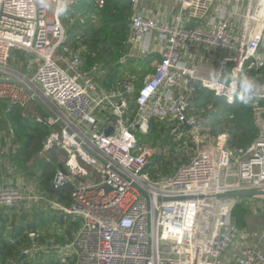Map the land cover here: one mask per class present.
Here are the masks:
<instances>
[{
	"label": "built area",
	"instance_id": "1",
	"mask_svg": "<svg viewBox=\"0 0 264 264\" xmlns=\"http://www.w3.org/2000/svg\"><path fill=\"white\" fill-rule=\"evenodd\" d=\"M73 1L0 0V73L15 49L33 58L35 73L21 82L55 114L35 117L51 128L42 151L65 154L51 187L72 188L65 206L33 185L27 193L2 185L0 208L46 201L80 218L74 239L64 247L73 252L74 264H264V249L256 247L226 256L240 230L231 223L225 195L264 191V128L245 151L234 152L224 132L209 142L189 115L200 90L232 105V80L251 72L260 86L252 109L254 114L264 109L259 106L264 100V0H173L169 19L135 10L128 22L130 49L117 64L138 55L156 57L134 95L132 113L127 97L134 93V75L125 73L116 89L101 90L93 78L99 68L83 71L77 56L68 57L58 9ZM94 1L98 8L104 4ZM129 1L139 6L140 0ZM201 60L214 67L205 70ZM0 99L24 106L32 97L0 77ZM155 119L178 125L172 131L191 134L196 147L188 161L157 178L146 170L155 149L139 140ZM99 124L101 130H94ZM109 127L112 132L105 134Z\"/></svg>",
	"mask_w": 264,
	"mask_h": 264
},
{
	"label": "trees",
	"instance_id": "2",
	"mask_svg": "<svg viewBox=\"0 0 264 264\" xmlns=\"http://www.w3.org/2000/svg\"><path fill=\"white\" fill-rule=\"evenodd\" d=\"M128 6V0H104L101 8L96 6L94 0H74L72 5H68L62 13L60 12L61 21L66 30V45L72 54L80 55V69L90 71L93 66H99L97 67L99 75H107L105 85H109L120 77V75L117 76L119 74L117 60L126 50L127 19L130 13ZM107 68H110L109 71L106 70ZM194 102L195 108L189 111V115L199 118L200 111H207L209 116L203 127L209 128L212 133L218 131L220 126L223 127L228 135L227 146L232 151H245L257 138L258 128L255 125L252 104L245 107L235 100L232 105H228L222 98L216 97L207 90H200ZM259 106L264 107V100L259 101ZM12 108L15 112L18 133L20 128L25 126L28 130L27 134L22 131V134H18L21 147L15 154L18 166L26 170V164L41 150L42 142L50 130L45 124L35 120L26 121L21 117V110L17 111L16 106ZM16 113H18L17 118ZM230 113L233 115L232 118L229 117ZM226 115L231 121L220 122L219 119ZM204 117L206 118V115ZM173 128L172 125L169 126L166 122H159L157 119L151 122L147 141L153 147L159 145L162 148V153L153 154L146 168L153 178L170 174L180 164L173 165L171 168L173 159L177 160L174 154L179 147L175 141L168 140L167 135L163 136L166 129L169 132ZM167 147L169 150L164 152ZM165 155L169 158H164ZM56 169L54 162H39L37 172L28 170L25 173L36 177L40 192H44L48 198L69 206L71 186L67 184L57 190L51 187V180ZM17 208V206L0 208V264H74V254L68 255L62 261L59 254H45L41 249L33 253L32 257L22 256V252L31 249L35 241L44 242L45 236L36 234L39 229L47 228L49 223L46 219L58 221L56 226L64 230L66 239L62 233H57L55 241L65 246L74 239L81 225L80 218L51 207L41 211L40 217L34 216L30 219L27 213H17Z\"/></svg>",
	"mask_w": 264,
	"mask_h": 264
},
{
	"label": "crops",
	"instance_id": "3",
	"mask_svg": "<svg viewBox=\"0 0 264 264\" xmlns=\"http://www.w3.org/2000/svg\"><path fill=\"white\" fill-rule=\"evenodd\" d=\"M128 3H129L128 7L130 8V13L127 19V36L125 40L126 50L124 51L123 55L126 54L130 49L128 46V38L130 35L128 22L130 16L135 10L140 11L143 14L147 13L149 15H153L156 17H163L165 19H169L172 9L176 7V4L174 3L173 0H157V1L140 0L139 6L136 7H134V5H132L129 0ZM70 56H77L81 62V58L78 53L72 54L71 52H69L68 57ZM137 57H139V55ZM154 57H156L155 53L143 58V65L139 69L140 71L139 75H136L135 72L133 73L131 71L130 72L125 71L122 73V76H124L126 72H128L129 74L132 73V75L136 76L134 80V91H133L134 93L128 95L127 99L131 100L133 97L134 100V95L136 91L142 86L144 77L147 74L152 73L153 63L150 60L153 59ZM32 61L33 58L25 51L16 50V49L13 50L11 53V57L6 64V69L0 73L1 80L10 82L12 80L22 81V79L24 78L26 79L31 78L34 75L37 66ZM201 64L205 70H210L211 68L214 67L213 65H211V62H206L204 60H201ZM61 65L63 66V63H61ZM93 67H99V66L96 65ZM94 72L95 73L93 78L97 83V86L101 88V90L111 91L116 89L119 85L120 79L122 78V76L120 75V77L115 79L114 82L110 83L109 85H105L106 77H104L103 75H99V71L97 70H95ZM12 106H16L17 111L18 109L21 110V117H23L28 122L35 120V117L37 116L49 115L33 99H30L24 106L12 104L7 100L0 99V186L11 184L16 186L22 192L27 193L28 185H33L37 192L44 193V192H40L41 190L37 186L36 177L27 175L25 172H27L28 170L33 171L30 169V163L37 157H40L39 158L41 159L40 162H54L56 164V167L59 168V165H62V162L65 159V154L63 151L59 149L54 150L53 152L46 153L43 152L41 148V150L36 154H34V156L31 157V160L26 164V170L20 168L15 160L16 151L19 150V148L21 147V140L18 139V134H22L21 131L27 134L28 130H27V126H25L20 128V133H18V129H17L18 125H16L15 123V115H14L15 112ZM129 107L131 111L130 113H132L135 108L134 103L133 106H129ZM252 113L253 116H255L254 111ZM17 116L18 113H16V118ZM167 124L173 125L175 127L178 126L176 124H171V123H167ZM256 124L257 123H255V125ZM257 126L258 125H256V127ZM46 127L48 130H51V128H49L48 126ZM179 128L181 127L179 126ZM257 128L259 133V127ZM199 132H203V130L200 128ZM42 146H43V142H42ZM36 170H37V166L34 172H37ZM255 198L264 199L263 197L260 196L237 198L238 202L241 204V208L240 211L236 210V217L233 218L231 213L230 220L231 223L235 224L239 228L240 234L237 240L226 251L227 257L240 255L242 249L245 247H256L257 249H264V220L261 221L259 224H257L256 227L253 229L249 226L247 220L243 219L242 217V213L245 212V209L247 210L248 208H250L253 210L252 207L248 205L246 206V204L248 202L249 203L254 202ZM241 200H243V202H241ZM242 206H244L245 208ZM261 213H264V208L263 211H261Z\"/></svg>",
	"mask_w": 264,
	"mask_h": 264
},
{
	"label": "rangeland",
	"instance_id": "4",
	"mask_svg": "<svg viewBox=\"0 0 264 264\" xmlns=\"http://www.w3.org/2000/svg\"><path fill=\"white\" fill-rule=\"evenodd\" d=\"M47 10H48V13L51 14V12H52V4L51 3L48 4ZM142 65H143V57L142 56H139L138 58H130L127 60V62L124 65H118L119 74L117 76L121 75L125 71H128V72L131 71L133 73L135 72L136 75H139L140 74L139 69ZM109 69L110 68H107L106 70L109 71ZM128 72H126V73H128ZM130 74H132V73H130ZM103 76L105 77L107 75H103ZM123 77L124 76H122V78ZM135 78H136V76H135ZM133 101H134L133 97L131 100L129 99V103H130L129 105L130 106H133V103H134ZM129 111H130V109H129ZM28 113H29V111H28ZM205 115H206V118L204 117ZM208 116H209V113L207 111H200L199 118H196L197 121L199 122V129L201 128L203 130V132H200V135H202V136L204 135L206 140L208 139L209 142H211V141L213 142L215 140L216 135L219 132H224L227 135V132L221 126H220L218 131L213 132V133L211 132V130H209V128L203 127L204 123H206V121L208 119ZM254 117H255L254 118L255 123H257L256 125H258L257 127L264 128V109H262V111H259L257 114H255ZM219 120L222 123H224L225 121L226 122L231 121V119H229L227 115L225 117H222ZM220 125H222V124H220ZM169 126H171V125H169ZM101 128H102V125L99 124L94 128V130L100 131ZM177 133H178L177 131L173 132L171 130L169 132H167V129L165 130V133H163V136L167 135V137H169L168 140H171L173 142L175 141L177 144V147H179L176 150L177 153L174 154L175 157H177V160L173 159V161H172L173 163L171 165V168H173V165L176 166V164H178V163L188 161L196 149V147L194 146L195 144L192 141L191 134H189V136L187 134V135H185V137H180ZM227 137H228V135H227ZM139 140L141 142L148 143V141H147L148 135H139ZM154 149H155L156 153H158V154L162 153V148H160L159 145L155 146ZM168 150H169V148L167 147L164 149V152L168 151ZM39 158L40 157L35 158L30 163V169L31 170L34 171L36 169L37 164L41 161V159H39ZM164 158H169V157H168V155H165ZM49 199H51V198L49 197ZM51 200H53V199H51ZM241 202H243V200H241ZM247 205L252 207L253 210L250 208H248L247 210L245 209V212L242 213V217H243V219L247 220L249 226L254 229L257 224H259L261 221L264 220V213H261V211H263V208H264V199L255 198L254 202H251V203L248 202L246 204V206ZM17 207H18L17 208L18 210L16 211L17 213H22V212L27 213V215L29 216L30 219L34 218V216L40 217L41 211L48 210L51 208L50 204L46 201L19 204ZM242 207H244V206H242ZM240 208H241V204L238 202V199H237L236 204L232 210L233 218L236 217V210L240 211ZM22 209H24V211ZM46 222L49 223L47 225V228L46 229L45 228L39 229L37 231V234H36L37 236L38 235L45 236L44 242L43 241L42 242L35 241L36 243H34L32 245L33 247L31 249L24 250L22 252L23 253L22 255L23 256L28 255V257H32L33 253H36L37 250L41 249L42 251H44L45 254H47V253L48 254H51V253L52 254H59L58 256L63 261L68 255L73 254L72 251H69V252L65 251L64 250L65 246H61L60 243H56V241H55V236L57 235V233H62L63 237H65L64 230L62 228L56 226V224H58L57 220L46 219ZM30 237H33V236H30ZM65 239H66V237H65ZM47 246H49V247H47Z\"/></svg>",
	"mask_w": 264,
	"mask_h": 264
},
{
	"label": "clouds",
	"instance_id": "5",
	"mask_svg": "<svg viewBox=\"0 0 264 264\" xmlns=\"http://www.w3.org/2000/svg\"><path fill=\"white\" fill-rule=\"evenodd\" d=\"M59 12H63L64 9H58ZM260 86L255 79L247 73H242L236 79L231 82V91L233 92L235 99L240 105L245 107L250 106L256 99L259 93ZM231 102V98H230Z\"/></svg>",
	"mask_w": 264,
	"mask_h": 264
},
{
	"label": "water",
	"instance_id": "6",
	"mask_svg": "<svg viewBox=\"0 0 264 264\" xmlns=\"http://www.w3.org/2000/svg\"><path fill=\"white\" fill-rule=\"evenodd\" d=\"M11 83H14L20 87H22L29 95H31L32 99L44 110L47 114L50 116H55L53 111L45 104V102L37 96L24 82L21 81H10ZM189 129V127L187 126ZM112 132V128H108L105 130V134H110ZM90 154L94 155L89 149L85 148ZM100 159V158H99ZM102 160V159H100ZM60 169H63L62 165H59ZM227 197L230 198L229 200V207L232 209L236 203L237 198H243V197H259L264 195V191H236V192H230L225 194ZM143 196L145 198H148V195L146 193H143ZM23 254V253H22ZM23 256V255H22Z\"/></svg>",
	"mask_w": 264,
	"mask_h": 264
},
{
	"label": "bare ground",
	"instance_id": "7",
	"mask_svg": "<svg viewBox=\"0 0 264 264\" xmlns=\"http://www.w3.org/2000/svg\"><path fill=\"white\" fill-rule=\"evenodd\" d=\"M219 207V206H218ZM216 219H218V217L216 216Z\"/></svg>",
	"mask_w": 264,
	"mask_h": 264
}]
</instances>
